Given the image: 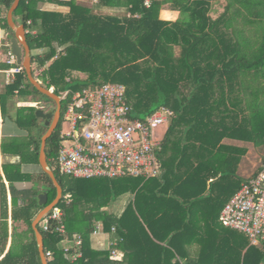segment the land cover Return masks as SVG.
<instances>
[{"label":"trees","instance_id":"trees-1","mask_svg":"<svg viewBox=\"0 0 264 264\" xmlns=\"http://www.w3.org/2000/svg\"><path fill=\"white\" fill-rule=\"evenodd\" d=\"M14 2L0 0L2 28L12 35L7 15ZM44 2L70 10L67 14L42 11ZM111 3L114 8H125L128 15L116 18L95 13ZM214 3L223 8L218 17L213 15ZM167 4L182 12L177 23L159 20V12ZM14 18L22 19L28 31L33 73L35 67L43 71L37 79L48 90L54 88L59 97L70 92L68 100L62 101V120L75 93L108 84L96 77L119 83L125 79L135 117L143 119L160 108L170 109L174 117L162 147L179 146L174 162L180 170L186 169L191 180L209 170L196 197L206 195L209 188L211 191L218 178L238 182L235 176L247 149L223 144L225 140L253 143L264 153V0H99L91 8L78 0H21ZM0 69L6 71L9 66L3 63ZM86 76L88 81L77 83ZM25 98L37 106L18 107ZM43 103L54 104L51 110H57V104L29 82L25 70L0 91L4 122L12 120L25 132L24 136L3 137L1 142L8 186L2 182L0 188V264H42L32 224L45 208L39 204L40 193L48 194L50 205L57 198V189L42 170L28 173L23 167L39 165L42 138L49 129L36 115ZM61 128L62 122L48 140L46 154L64 191L58 207L64 211L67 238L82 236L83 256L71 262L64 250L66 237L40 229L45 253L52 252L49 264H127L129 254L123 260L112 259L110 251L94 249L91 239L100 223L106 233L116 228L112 240L117 245L128 238L141 246L138 235L130 231L132 226L143 228L133 204L120 218L109 209L117 201L115 193L125 190L133 191L135 201L141 204L144 180L124 178L131 181L117 186L113 183L123 179L62 176L53 160L59 152ZM206 149L217 151L205 154ZM158 156L161 160L162 153ZM21 224L28 229L20 231ZM130 260V264H145ZM241 264H264V253L251 245Z\"/></svg>","mask_w":264,"mask_h":264},{"label":"crops","instance_id":"crops-1","mask_svg":"<svg viewBox=\"0 0 264 264\" xmlns=\"http://www.w3.org/2000/svg\"><path fill=\"white\" fill-rule=\"evenodd\" d=\"M98 1L99 0H78V4L91 8L95 3H98ZM110 5V7H105L101 10H95V13L102 17L116 18H122L124 15H128L125 8H114L112 6H115V4L113 3ZM40 9L47 12L54 11L66 14L70 10L67 6H61L52 2L41 3ZM60 9H64L65 11ZM158 18L162 22L173 24L180 21L183 18V14L173 4H167L161 8ZM0 29L4 33L3 53L6 55L8 52L12 51L11 41L15 37V34L12 35L10 31V34H8V32L2 28L1 17ZM1 64H3L2 60H0V65ZM35 77L37 79L36 75ZM37 80L42 83L39 79ZM6 84L12 83L9 82L7 75L4 74V70L0 69V91ZM52 90L54 91V88H52ZM24 100L18 103V107L37 106V103H33L28 98ZM41 109L45 110L47 113L52 111L51 109L46 110L44 106ZM8 121L10 122H4L0 107L1 166L6 160L1 151L3 137L25 135V132L21 130L14 121ZM169 125L165 126L166 130L161 135L162 142L166 137ZM177 136H180V133H178ZM177 136L176 134L173 136V141L175 143V138ZM223 144L230 145V140H225ZM178 147L179 146L162 147L161 160L158 156L161 168L160 176L150 180L143 179V199L141 204H137L135 201L137 195L133 191L125 190L122 191V198H118L109 209L110 212L120 218L124 215L128 206L133 204L136 213L139 214L142 220L143 228L132 226L130 231L131 234L138 235L136 240L141 241V246L134 245V243H131L127 238L125 243H121L114 247L111 245V242L116 241L112 240L111 234L110 237L104 235L92 236V247L96 250H108L110 252L115 249L119 255L117 260H123L126 254H129L130 257L129 259L127 258V264L131 263L130 258H135L134 262L136 263L140 262L145 264H241L245 254L251 247L248 243V238L241 233L223 227L220 222V217L226 205L238 193L242 185L253 175L257 174L261 167L257 172L245 175L243 171L241 174L242 166L239 164L237 175H240V177L237 183H229V180L227 182L222 178H218L213 182L215 185L211 191H209V188L206 195L196 197L195 195H198L199 190L203 187L201 185V180L208 176L209 170L198 173L194 180L188 178L189 173L186 169L182 168V170H180L178 165L174 162V156L179 150ZM224 148L218 149L222 150V152H227L228 150ZM215 151H217V149H206L205 154H211ZM8 160L12 162L15 161V159L12 158H7V161ZM166 163H170L171 165H166ZM23 171L28 173H39L41 167L40 165H26L23 167ZM3 177L5 178L4 175ZM209 181L212 182L213 180L210 179ZM5 183L8 186L6 180ZM150 238H152L157 245L153 244ZM256 249L264 253L262 248L256 247Z\"/></svg>","mask_w":264,"mask_h":264},{"label":"built area","instance_id":"built-area-1","mask_svg":"<svg viewBox=\"0 0 264 264\" xmlns=\"http://www.w3.org/2000/svg\"><path fill=\"white\" fill-rule=\"evenodd\" d=\"M3 34L0 29V60L9 66L4 74L13 83L24 68L17 65L12 51L4 55ZM69 94L65 92L62 101H67ZM173 117L174 113L166 107L143 119L135 117L126 88L121 84L108 83L77 92L69 100L63 120L61 116L60 147L53 159L56 168L62 176L74 179L156 178L161 171L158 160L163 143L160 128L168 126ZM63 218V209L56 206L39 227L44 232L66 237L65 253L75 263L83 256V238L81 235L67 238ZM220 222L245 235L252 246L264 249V161L257 174L244 183L226 205ZM115 232V227L109 233L104 232L99 223L93 236L110 237ZM111 245L115 247L117 242ZM46 256L52 257V252H47ZM118 256L113 249L111 258L118 259Z\"/></svg>","mask_w":264,"mask_h":264},{"label":"water","instance_id":"water-1","mask_svg":"<svg viewBox=\"0 0 264 264\" xmlns=\"http://www.w3.org/2000/svg\"><path fill=\"white\" fill-rule=\"evenodd\" d=\"M21 0H15L13 6L8 12L7 22L11 30L14 32L15 37L11 41V47L14 56L16 57L18 66H22L26 72L29 82L42 94L52 99L57 104V110L55 112H46L43 109H39L36 112L37 118L45 121V125L49 127L47 133L42 138L41 149L39 152V165L42 172L47 174L52 180L54 186L57 189V198L53 203L47 205L48 194L41 192L39 195V204L45 207L36 217L32 224V228L35 232L38 250L42 264H49L48 258L45 253L44 237L40 231L39 225L44 217L56 206L59 205L64 196V191L59 181L56 178L54 171L51 169L48 163L46 154L47 142L57 130L61 120L62 99L54 93V91L48 90L41 82H39L33 73L32 63V51L28 44L27 35L28 32L22 19H14V13L18 9Z\"/></svg>","mask_w":264,"mask_h":264},{"label":"rangeland","instance_id":"rangeland-1","mask_svg":"<svg viewBox=\"0 0 264 264\" xmlns=\"http://www.w3.org/2000/svg\"><path fill=\"white\" fill-rule=\"evenodd\" d=\"M88 6H90V5H88ZM213 8L215 9L214 14H213L215 17H218L220 15V13L223 11L222 5H220V4L214 3L213 4ZM60 10L65 11L64 9H60ZM63 14H66V13H63ZM7 32H8V34H10L9 31H7ZM35 69H36L35 75L36 76H41V73L43 71H41L40 69L38 70L37 67H35ZM87 77L88 76H86L85 80H81V81H79L77 83H81V82L82 83H85L86 81L89 80V79L87 80ZM95 80L98 81V82H101V81H104L105 82V81H107L108 83L121 84V85L125 86L126 90H128L127 89L128 88L127 87L128 84L125 82V79L122 80V83H119L118 81L113 80V79H109L108 80V77H101L99 79L96 77ZM130 100H131V103L132 104L133 103L134 104L136 103V101L134 99L133 100L130 99ZM43 106L46 108V110H49V109H53L54 108V104H51V103H43ZM138 112H137L138 114H143L142 111H141V113H140V111H138ZM7 122H10V121H7ZM165 130H166V127L160 128V134H159V136H161L165 132ZM230 145H234L236 147H240V148L247 149V154L244 155L243 158L244 157L245 158L242 159L243 162L242 161H241L242 163L240 162V164L242 166L241 167V174H242V171H243V172H245V175H250V174L255 173V172H257L259 170V168L261 167V165L263 163V160H264V153H262L258 148H256L253 143H243V142H238V141H230ZM3 175L5 176V173H4L3 168H2V166L0 164V188H1V183L2 182H5V180H6V178H4ZM235 177H240V175H237L236 174ZM130 181L131 180L123 179V180H117L114 183L113 182H111V183H113V184H115L117 186H120V185H123V184H127ZM114 198H117V199L118 198H122V195L121 194L117 195L115 193ZM70 200H71V198L68 197L67 198V202H69ZM84 204H87V203L84 202ZM19 227H20V231H26L28 229L27 226L24 225V224L19 225ZM104 236H107V235H104ZM107 237H109V236H107Z\"/></svg>","mask_w":264,"mask_h":264},{"label":"flooded vegetation","instance_id":"flooded-vegetation-1","mask_svg":"<svg viewBox=\"0 0 264 264\" xmlns=\"http://www.w3.org/2000/svg\"><path fill=\"white\" fill-rule=\"evenodd\" d=\"M44 125H45V122H44Z\"/></svg>","mask_w":264,"mask_h":264}]
</instances>
